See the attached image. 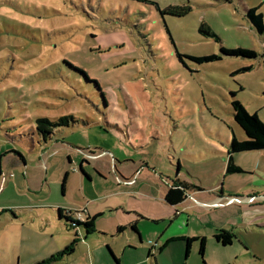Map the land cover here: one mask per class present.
Returning a JSON list of instances; mask_svg holds the SVG:
<instances>
[{"label": "rangeland", "instance_id": "374dc122", "mask_svg": "<svg viewBox=\"0 0 264 264\" xmlns=\"http://www.w3.org/2000/svg\"><path fill=\"white\" fill-rule=\"evenodd\" d=\"M171 1L191 10L162 14ZM179 1L0 0V264H28L30 256L13 253L6 219L24 215L26 234L40 233L54 246L48 221L57 216L50 204L80 206L81 200L136 211L140 240L127 245L113 225L122 210L106 209L94 221V228L112 232L96 246L105 256L113 246L122 264H264V200L256 197L264 196V179L246 172L225 181L222 172L229 141L244 138L231 94L264 123V34L245 17V7L258 0ZM201 24L219 41L199 32ZM221 47L254 55H225ZM208 55L219 58H190ZM61 116L73 122L54 128L42 151L36 120ZM257 155L238 157L248 165ZM177 165L202 184L226 183L231 195L249 201L164 220L173 212L159 196L160 183ZM148 186L157 192H146ZM84 227L70 228L73 238L76 230L86 237ZM217 227L234 231L230 245L213 238ZM175 229L203 233V255L195 240L186 256L185 239L192 236L159 250L165 232Z\"/></svg>", "mask_w": 264, "mask_h": 264}, {"label": "crops", "instance_id": "0c3cea01", "mask_svg": "<svg viewBox=\"0 0 264 264\" xmlns=\"http://www.w3.org/2000/svg\"><path fill=\"white\" fill-rule=\"evenodd\" d=\"M182 3L185 2V0H180ZM179 1V2H180ZM171 5H179L178 1H171ZM259 2V3H258ZM258 2L254 5H249L245 7V12L248 8L256 7L257 12L261 13L264 15V0H258ZM252 27V26H251ZM253 29V27H252ZM254 30V29H253ZM255 31V30H254ZM264 34V33H263ZM263 34L259 35L262 36ZM119 130V129H118ZM120 131V130H119ZM55 135L54 129L52 134L48 137L47 140H43V143L40 144L39 149L42 151L46 150V146L48 143H50L53 139V136ZM122 136H125V133L122 132ZM127 137L129 139V136L127 134ZM245 134L244 138L245 139ZM241 139V140H243ZM230 142V141H229ZM229 145V143H228ZM228 152V151H227ZM227 152L222 153L224 155V161L225 165L222 170L224 171V180L226 181L227 175H234L238 173H250V174H256L264 179V149L260 150H253V151H245V152H239V153H234L231 155L232 162L235 166L239 167L240 171L238 172H228L226 167H227ZM242 153H255L258 154L256 157V161L249 163L246 165L242 159H239V155ZM20 160L23 162V166H25V162L23 159L22 155H18ZM69 161H72L71 158L69 157ZM83 163H86L84 159L81 158V164L79 165V171H80V176L82 179L85 177H89L85 171L84 167L82 166ZM152 169L157 172L159 179H164L161 175V172L159 171V165H156L155 163L152 164ZM186 171V170H185ZM182 167L179 169H176L175 174L172 173H167L168 175L165 176L167 178L165 182L161 181L160 185L162 184L161 187V193H160V198L163 199L164 203L171 208V211L173 214L167 215L164 220L167 219H174L178 220V217H190L192 214L196 216H203L206 214H211L216 211H220L222 209H227L229 206V203L232 202H248L249 197L246 198H238L236 196L231 195L230 190L228 189V186L226 183L222 186H217L214 181H212L210 184H202L199 179L187 174ZM189 172V171H188ZM190 173V172H189ZM192 174V173H191ZM223 176V175H222ZM66 178H67V173H66ZM220 177V179H223ZM257 178V177H256ZM258 179V178H257ZM66 181V179H65ZM219 181V179H218ZM182 183H195L198 184L202 187L201 190H188L186 192V198L176 204V205H171L165 202L164 200V195L166 191L168 190L169 187L172 186H179ZM214 185V186H213ZM260 186H263V184H260ZM64 188V187H63ZM62 188V191H63ZM156 191V188L148 186V190L146 192L151 193V191ZM152 194V193H151ZM158 197V196H157ZM259 197L260 199L264 200V196H256ZM148 199L152 200L153 197H147ZM154 200V199H153ZM81 205L80 206H74V205H69V206H60L57 204H50L51 210L56 211V219L53 218L54 215L49 217V227H53L55 231H52L49 234V237L54 240L55 245L51 246L50 245V240L47 238H39L38 236L40 233L37 234H26V229L28 230V227L24 221V215H17L14 213L13 217H10L9 219H6V227L9 228L13 236L11 237L14 240H11V246L13 248V253H18L20 256V253L22 251H26V253L30 254L28 257V264H35L37 262L43 261L51 256H54L61 252L65 246H67L73 239H75V246L74 250L68 254H63L62 256L58 257L56 260L49 264H122L121 258L118 255V250H116L113 246L109 245L106 246L108 249L109 254L106 256L102 254L100 251V246H96L98 242H101L104 237L108 238V235H110L112 232L109 229H106L104 227H97L95 223V228L91 232H87L86 237H81L82 235L78 233V231H75V234L77 237L73 238L74 236L71 234L70 228V221H69V216H67L66 210L71 209V210H81L83 218H91L94 217V221L96 218H98L100 215L98 214H104L106 213V209H110L112 211H118L122 210V204L118 203L115 205H106V204H96V207H89L88 203H85V200H81ZM115 208V209H113ZM124 208V207H123ZM59 210H62L61 213H59ZM136 215V211H125L124 209L121 212V216H118L117 218H113V226L116 228L117 233L119 232L120 238H122L123 244L127 245L130 244L131 240H140V234H139V229H138V219L133 218L131 215ZM72 216V215H71ZM23 218V219H22ZM153 221H157L158 219H154ZM54 220V221H53ZM173 220H171L172 222ZM55 224L53 226L52 224ZM136 223L137 227V232H135L131 228V224ZM171 224V223H170ZM80 226H83L80 224ZM79 226V227H80ZM31 227V224H30ZM85 228V227H84ZM121 228V230H119ZM32 230V229H31ZM219 230H224L222 228H215L212 230V236L214 238V234L217 233ZM168 231V230H167ZM233 232L232 230H226ZM129 233V236L126 237V233ZM190 233V232H189ZM187 231L183 233L182 230L180 229H175V231H169L165 232V243H163L161 246L164 248L167 243L173 240H181L180 238L184 236H192L193 237H201L203 233L201 232H193L189 234ZM235 234V233H234ZM102 237V238H101ZM190 238V237H189ZM206 239V237H204ZM29 240V243L26 241ZM47 240V242H46ZM61 240V243H60ZM118 241V242H122ZM16 242L20 243V248H16ZM43 245V243H45ZM233 242V241H232ZM99 249V252L98 250ZM98 254V257H97ZM118 259V260H116Z\"/></svg>", "mask_w": 264, "mask_h": 264}, {"label": "trees", "instance_id": "16d2710c", "mask_svg": "<svg viewBox=\"0 0 264 264\" xmlns=\"http://www.w3.org/2000/svg\"><path fill=\"white\" fill-rule=\"evenodd\" d=\"M191 10V7L188 5H168L164 9L161 10L162 14H170L174 16H184ZM245 17L249 21L250 25L253 27L255 32L259 35L264 33V15L257 12L256 7L248 8L245 12ZM199 32H201L206 37H212L217 42L219 41L218 36L212 31V29L208 25L201 24L199 28ZM221 51L225 55L234 56L236 54H242L243 56H253V51L248 50H238V49H226L221 47ZM197 63H203L218 59L219 57L216 55H208V56H200V57H190ZM97 83V82H96ZM232 99L230 102L232 114L234 121L237 125L242 129L245 134V139L237 140L234 136L231 138L228 145L227 152V171L228 172H238L240 171L239 167L235 166L232 162L231 155L234 153L245 152V151H253L264 149V123L260 120L257 112L250 113L246 107L237 99H235V95L231 94ZM73 122L72 117L70 116H61L55 121H51L48 118H38L36 120V132L42 137L43 140H47L48 137L52 134L53 129L57 127L69 126ZM180 168V165H177V169ZM66 177L64 178L65 181ZM201 190L202 187L195 183H182L179 186L169 187L164 195V200L166 203L171 205H176L182 202L186 198V192L188 190ZM62 210H59L61 213ZM94 217L86 219L85 222H78V224L84 225L88 232L93 231L94 229ZM131 228L137 232L136 223L131 224ZM121 230V228H119ZM235 234L226 230H219L214 234V238L217 242L223 245H230L234 240ZM181 239V238H180ZM200 241V249L199 253L203 255L205 238L204 237H193L186 238V256L189 253L191 248V244L193 241ZM75 239H73L65 248L59 252L58 254L51 256L43 261L37 262L35 264H49L56 260L58 257L63 254H68L74 250ZM163 246L160 247L159 250L162 249ZM118 260V259H116Z\"/></svg>", "mask_w": 264, "mask_h": 264}, {"label": "built area", "instance_id": "2783aa9c", "mask_svg": "<svg viewBox=\"0 0 264 264\" xmlns=\"http://www.w3.org/2000/svg\"><path fill=\"white\" fill-rule=\"evenodd\" d=\"M82 212L83 211H79V210H71V209H67L66 210V213L68 214L69 216V223H70V226L72 228H74L78 222H83L84 221V218H83V215H82ZM72 215V216H71Z\"/></svg>", "mask_w": 264, "mask_h": 264}, {"label": "water", "instance_id": "95a60500", "mask_svg": "<svg viewBox=\"0 0 264 264\" xmlns=\"http://www.w3.org/2000/svg\"><path fill=\"white\" fill-rule=\"evenodd\" d=\"M79 226H80V224H77L74 228L75 229H78L79 228Z\"/></svg>", "mask_w": 264, "mask_h": 264}, {"label": "flooded vegetation", "instance_id": "af4514ba", "mask_svg": "<svg viewBox=\"0 0 264 264\" xmlns=\"http://www.w3.org/2000/svg\"><path fill=\"white\" fill-rule=\"evenodd\" d=\"M67 216H68V214H67Z\"/></svg>", "mask_w": 264, "mask_h": 264}]
</instances>
